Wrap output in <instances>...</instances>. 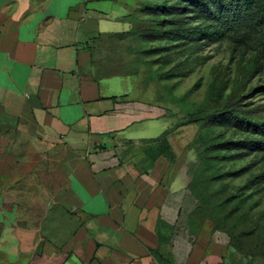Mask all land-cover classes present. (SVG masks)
Masks as SVG:
<instances>
[{"label": "crops", "instance_id": "obj_1", "mask_svg": "<svg viewBox=\"0 0 264 264\" xmlns=\"http://www.w3.org/2000/svg\"><path fill=\"white\" fill-rule=\"evenodd\" d=\"M143 2L0 0V264H208L170 125L111 61Z\"/></svg>", "mask_w": 264, "mask_h": 264}, {"label": "rangeland", "instance_id": "obj_2", "mask_svg": "<svg viewBox=\"0 0 264 264\" xmlns=\"http://www.w3.org/2000/svg\"><path fill=\"white\" fill-rule=\"evenodd\" d=\"M155 5L165 8L150 12ZM143 6L142 30L111 61L170 125L173 167L190 192L187 230L202 237L208 264H264V150L243 120H264L262 33L247 42L182 35L207 26L191 1ZM158 27L153 39L139 35Z\"/></svg>", "mask_w": 264, "mask_h": 264}, {"label": "trees", "instance_id": "obj_3", "mask_svg": "<svg viewBox=\"0 0 264 264\" xmlns=\"http://www.w3.org/2000/svg\"><path fill=\"white\" fill-rule=\"evenodd\" d=\"M207 20L206 27L192 26L189 28H179L180 34L203 35L205 38L213 40L229 38L247 42L258 34L262 33V50L264 53V2L261 0H189ZM151 6V5H150ZM170 7V6H169ZM150 8H165L155 5ZM146 33L140 32L144 38L153 39L158 35L160 27ZM156 32V34H154ZM241 117V116H240ZM242 118V117H241ZM243 120L251 122V125L259 130L257 143L264 150V120H251L243 117Z\"/></svg>", "mask_w": 264, "mask_h": 264}]
</instances>
